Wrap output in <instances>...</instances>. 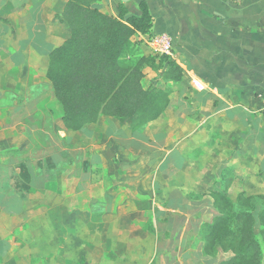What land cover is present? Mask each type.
I'll return each instance as SVG.
<instances>
[{"label": "crops", "instance_id": "crops-1", "mask_svg": "<svg viewBox=\"0 0 264 264\" xmlns=\"http://www.w3.org/2000/svg\"><path fill=\"white\" fill-rule=\"evenodd\" d=\"M66 1L0 0V141L10 142L0 150L1 209L55 215L51 229L67 231L68 238L72 229H82L78 216L86 225L91 215L127 208L131 250L135 216L148 215L146 222L141 218L143 228L151 232L158 222L162 230L156 240L149 235L155 251L157 246L168 248L171 241L176 248H190L191 254L175 256V261L161 254V262L191 264L194 242L197 247L203 243L201 225L217 214L212 190L228 184L231 199L239 193L264 195V0H144L150 27L131 40L145 39L144 48L151 36L166 34L172 41L169 57L182 68V77L171 83L163 114L137 131L110 116L80 130L66 129L62 110L52 113L50 98L38 94L45 93L43 86L53 94L47 60L49 51L69 34L59 17ZM140 1L98 0L94 6L126 19L140 14ZM26 73L29 77L22 83ZM32 86L37 94L25 96L23 91ZM37 100L42 101V114H32ZM18 139L25 143L14 145ZM62 151L75 156L61 161L67 172L65 192L56 187ZM99 167L113 188L121 187L117 172L131 175L127 203L117 204L114 189L102 192L104 210L88 200L96 178L93 170ZM37 194H48L47 201L35 198ZM57 194H64L59 204ZM146 245H141L138 259L148 264L156 255Z\"/></svg>", "mask_w": 264, "mask_h": 264}, {"label": "trees", "instance_id": "trees-1", "mask_svg": "<svg viewBox=\"0 0 264 264\" xmlns=\"http://www.w3.org/2000/svg\"><path fill=\"white\" fill-rule=\"evenodd\" d=\"M97 1L65 2L59 17L67 23L69 35L49 51L46 77L61 106L64 128L80 130L101 116H110L130 119L131 130L137 131L163 114L173 90L171 85L145 88V69L158 72L166 83H175L182 77V68L167 54H141L134 62H121L131 37L150 27L148 6L140 1V14L124 19L102 12L94 6ZM227 186L210 192L217 214L201 225L205 250L214 252L219 247L231 252L218 264H261L264 195L239 193L235 201L226 194ZM258 205L262 208L255 215Z\"/></svg>", "mask_w": 264, "mask_h": 264}, {"label": "rangeland", "instance_id": "rangeland-1", "mask_svg": "<svg viewBox=\"0 0 264 264\" xmlns=\"http://www.w3.org/2000/svg\"><path fill=\"white\" fill-rule=\"evenodd\" d=\"M63 35L64 34H61V36ZM144 40L145 39L131 40V47H129L128 51H126L122 55L121 62H134L141 54L144 53L153 55L160 54L153 51L150 45L146 43V46L142 48L141 42H143ZM167 55L169 56L170 54ZM28 73L24 74L22 76L23 78L20 77L22 83H26ZM39 73L40 72L38 71L37 77ZM142 85L145 88L149 86L165 87L167 85H171V82H164L160 78L158 72L146 68L144 71V77L142 79ZM41 90L45 93L38 94L48 96L46 98H50L49 110L52 113L56 112V114H60L61 106L56 100V98H54L53 94H49V88L47 86H43ZM36 91L37 89L32 86L30 89L24 90L23 94L25 96L36 95ZM25 106H27V103H25ZM32 107V114L36 112L42 114V111L44 110L42 107V101L40 100L35 101L32 104ZM3 112L4 111L0 108V119L3 116ZM56 118H58V116H56ZM121 123H124L131 128L132 121L130 119L121 121ZM0 126L2 125L0 124ZM24 143L25 142L18 139L14 143V145H22ZM9 144L0 141V150ZM60 154L61 156L59 157L60 162L58 167L61 171L57 173L59 175H57L56 187L57 189L65 192L64 189L65 182L67 181V172H65L64 167L61 166V164H63V162L61 161L67 159H74L75 156L72 153L64 154L63 151ZM2 157H5V155ZM22 157L23 154L21 155V158ZM40 162V165H42V163L44 164L42 159ZM93 172H96V178L94 177V189L92 194H89L88 200L90 199L93 202V205L95 203L96 206H100L99 210H104L106 205V201L102 195L103 191H112V189H114L115 193L119 194L117 204L127 203L128 199H131V183H129L131 177L130 174H126L127 172H117L118 175L117 177L115 176V179L117 178V180L120 181L121 187L118 188L114 186L113 188V186H111V184L109 183L110 180L102 167L94 169ZM8 185L9 184L7 183L3 184V187ZM47 196L48 194H37L35 198H41L40 200L47 201ZM56 196L57 199L55 203L58 202L59 204L60 202H63L64 194H57ZM61 196L63 198H61ZM85 196H87V194ZM236 196L237 194L234 198H232L235 201ZM76 201V199L70 200V203H75ZM1 206L2 205L0 202V264H135L134 259L138 260V263L136 264H147L146 261L145 263H143L142 259H138L141 257V253L143 250V246L141 245H144V243L147 244L146 248L148 250L149 246H152L153 251L151 253H154L156 255V258L148 264H173L172 261H175V256H186L187 253L191 254V252L189 251V246L184 248H176L175 244H172V241L169 244L168 248H161L160 246H157V250L155 251L153 248V240H156L155 238H159V234L162 233V230L159 231L158 225L160 223L158 222L157 224H154L155 226L153 225L154 228L151 232L150 230L147 231L143 228V221L141 218L143 216L144 222H146L149 217L148 215L135 216L137 226L135 232L136 238L133 242L134 247L131 250V229H128V225L127 223H125L131 220V218L129 217L131 215L127 214V208L120 209L118 213L114 214L104 213L103 215L102 213H100L99 216L91 215L89 223L86 225L84 223L85 221L83 220V217L80 215L78 216L77 221L79 222L80 220L82 222V229L78 231L72 229L69 232L68 238H66L67 231L63 229H51V227L55 228V226L54 224H50L49 221H52L51 219L55 215H35L33 213H23L18 215L15 213H5L3 209H1ZM238 208H240V205ZM56 209H58V207ZM259 209V205L255 207L253 211L255 215L258 214ZM139 217L141 219V222ZM255 217L257 219V216ZM101 218L103 219V222H100L99 224H92L90 222V220H92L93 222H96L97 220L99 221V219ZM113 221L114 223L111 224V222ZM150 222H152V218L149 220V223ZM260 230L261 227L256 225V233L260 240L263 242ZM149 235L152 236L153 240ZM54 236H58L57 238H60L59 241L58 239H54ZM202 241L203 243L198 242V247L196 244L197 240L193 244V258L195 259V262L193 261L191 264H218L221 260L227 259L232 255L230 251L224 252L219 247L216 248L214 252L212 250H209V252H207L204 247V239H202ZM161 254L167 255L173 260L166 263L161 262V260H165V258H163ZM64 255L66 258H69V262H63L62 257ZM261 264H264V246Z\"/></svg>", "mask_w": 264, "mask_h": 264}, {"label": "built area", "instance_id": "built-area-1", "mask_svg": "<svg viewBox=\"0 0 264 264\" xmlns=\"http://www.w3.org/2000/svg\"><path fill=\"white\" fill-rule=\"evenodd\" d=\"M231 2H238L240 0H230ZM148 44L153 51L160 54H170L172 48V41L166 34H157L151 36L148 40Z\"/></svg>", "mask_w": 264, "mask_h": 264}]
</instances>
